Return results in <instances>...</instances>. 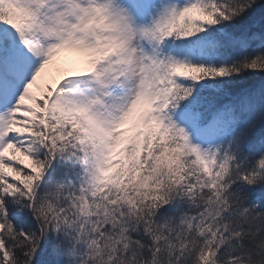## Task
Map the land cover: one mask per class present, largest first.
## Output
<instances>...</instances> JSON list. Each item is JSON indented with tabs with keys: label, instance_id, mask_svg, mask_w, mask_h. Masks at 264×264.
I'll return each mask as SVG.
<instances>
[{
	"label": "snow or ice",
	"instance_id": "1",
	"mask_svg": "<svg viewBox=\"0 0 264 264\" xmlns=\"http://www.w3.org/2000/svg\"><path fill=\"white\" fill-rule=\"evenodd\" d=\"M261 7L0 0V264H264Z\"/></svg>",
	"mask_w": 264,
	"mask_h": 264
},
{
	"label": "trees",
	"instance_id": "2",
	"mask_svg": "<svg viewBox=\"0 0 264 264\" xmlns=\"http://www.w3.org/2000/svg\"><path fill=\"white\" fill-rule=\"evenodd\" d=\"M259 3L261 5H264V0H259ZM262 14H264V7L254 8L253 10L250 11V15H252V16H260ZM261 77H264V73L260 74L259 76H257V75H250V76H248V79H249V81H251V80H258Z\"/></svg>",
	"mask_w": 264,
	"mask_h": 264
},
{
	"label": "rangeland",
	"instance_id": "3",
	"mask_svg": "<svg viewBox=\"0 0 264 264\" xmlns=\"http://www.w3.org/2000/svg\"><path fill=\"white\" fill-rule=\"evenodd\" d=\"M61 55L63 56V55H70V54L64 53V54H61ZM43 82H44V81L42 80L41 83H43Z\"/></svg>",
	"mask_w": 264,
	"mask_h": 264
}]
</instances>
